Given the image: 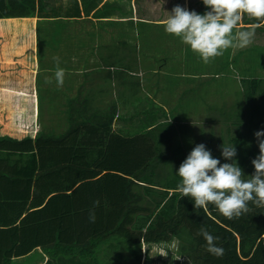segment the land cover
I'll list each match as a JSON object with an SVG mask.
<instances>
[{"label":"crops","instance_id":"0c3cea01","mask_svg":"<svg viewBox=\"0 0 264 264\" xmlns=\"http://www.w3.org/2000/svg\"><path fill=\"white\" fill-rule=\"evenodd\" d=\"M176 5L198 14L209 10L202 0H35L32 16L0 17V230L13 232L11 228L16 227V234L26 230L28 237L39 236L22 219L43 206L40 200L47 191H55L57 184L67 185L65 177L71 171L60 170L61 163L57 162L61 157L73 158L75 146L87 147L89 158H96L95 153L103 149V156L118 159L127 151L125 148L135 154V143L139 148L149 146L150 153H147L155 157L158 155L155 144L159 146L163 142L166 157L178 158L175 155L178 145L171 144V136L180 132L166 126L158 134L156 129L169 123L170 101L180 97L181 105L187 103L188 85L189 94L197 95L209 92L215 82L207 84L206 78H229L228 81L234 82L232 88L242 92L247 88L257 99L263 98L264 20L244 15L238 28L246 30L258 25L253 42L245 48H229L205 64L189 46L164 30L162 21ZM53 56L60 57V67L65 70L62 87L55 80ZM241 78L261 81L247 82L246 86ZM49 79L51 83L47 82ZM121 89L125 91L124 96H119ZM41 90L47 94L68 95L67 103L64 97L60 102L72 106L70 113H66L68 108L64 112L60 106L56 109L59 115L51 116L47 112L43 115L51 123L43 122ZM231 90L223 93L231 95ZM91 97L95 102L104 99L101 106L104 110L94 120L92 114L88 116L92 112L88 104ZM43 100L48 101L47 95ZM189 124L203 125L204 117ZM133 137L137 139L124 144V139ZM236 138L235 141H240ZM194 139L198 138L188 134L185 141L182 137L172 140L185 150ZM218 139L213 136L214 147L210 149L214 158L223 164L222 149L214 145ZM41 140L46 142L39 148L36 142ZM228 141L226 138L223 143ZM234 146L236 157L243 156L238 145L234 143ZM179 154L183 155L181 150ZM33 160L35 172L31 171ZM252 160L240 167L246 171L245 178L255 172ZM249 209L239 218L231 219H236L234 222L242 225L241 229L231 226V220L215 205L205 210L214 221L233 231L237 254L246 261L254 246L250 250V247L240 249L241 238L257 236L255 244L263 238L264 246V232L257 234L256 228L250 230L255 209L264 211V208L249 202ZM255 224L263 225L260 221ZM33 250L38 251L39 246ZM33 250L14 259L18 264H25L24 260L34 254ZM45 254L38 255L39 262ZM180 257L187 258L185 264H193L187 256L180 254ZM64 258L67 264H94L76 255ZM246 261L241 264H264V252L253 263Z\"/></svg>","mask_w":264,"mask_h":264},{"label":"trees","instance_id":"16d2710c","mask_svg":"<svg viewBox=\"0 0 264 264\" xmlns=\"http://www.w3.org/2000/svg\"><path fill=\"white\" fill-rule=\"evenodd\" d=\"M34 11L35 0H0V17L32 16ZM241 80L246 86L247 82L261 81L245 78ZM231 88L232 86L223 88L220 93L225 90L229 92ZM244 90L245 92H242L234 87L231 94H242L244 98L250 100L257 99V95L246 91L247 88ZM210 120L218 126L212 132V136L219 138L214 145L221 149L226 138L229 140L237 137L236 139L240 141L230 140L238 145V151L241 150L243 156L235 159L239 161L240 167L247 164L250 159L247 161L244 159L247 146L242 139L243 133L246 132L242 129L245 120L231 122L229 119H224L233 126L232 130L226 126L227 124L220 122L221 118L211 117ZM261 122L264 126V117ZM257 131H264V128L257 126ZM136 139L137 137L124 139V144H127L126 141ZM42 142L46 141L36 142L39 148H42L40 147ZM134 145L135 154L125 148L127 151H123V157L118 159L103 156V149L95 153L96 158L94 156L89 158L86 155L87 147L83 146H75L73 158L58 159L57 163H61L60 170L68 168L67 171L69 173L71 171L65 177L67 185L55 184V191H47L40 200L41 203L39 201L40 204L44 203L43 206L29 212L22 219L23 223L28 224L39 236L28 237L26 230L16 234L14 231L16 227L11 228L13 232L7 229L0 230V264H18L14 258L25 256L38 246L51 257L69 258L76 255L86 262L91 259L94 264H113V250H118L123 255L122 260L126 252L121 251V248L127 249L128 252L139 248L142 241L158 243L172 239H177L179 253L187 256L193 264H213L214 261H219V264H241L246 261L240 259L237 254V238L232 230L214 221L206 213V209H195L191 197L181 198L175 191L181 180L176 174L179 166L175 167L177 176L175 181L165 182L168 176L165 169L173 159L166 156L164 158L161 147L159 146V150L156 144L158 155L155 157H150L148 154L149 146L142 145L139 148L136 143ZM210 145L209 147L212 148L213 144ZM137 150L142 154L139 155ZM32 163L31 171L35 172V160ZM31 177L32 173L29 174V182ZM95 200H99L100 205L95 210V222H90L88 213ZM211 208L212 204H209L207 209ZM255 211L249 229L252 231L256 228L257 234H261L264 232V211L261 209ZM33 218L38 221H34ZM234 221L237 220L230 221L231 226L241 229L242 225L235 224ZM256 221H260L263 225L257 227ZM202 225L210 234L220 238L217 243L225 250L222 257L213 256L206 251V241L198 235ZM2 233L6 234L2 235ZM257 238L255 236L240 239V249L250 247V250L254 246L252 255L246 262L253 263L260 252H264L263 238L255 244ZM248 243L251 245L248 246Z\"/></svg>","mask_w":264,"mask_h":264},{"label":"clouds","instance_id":"9594fccd","mask_svg":"<svg viewBox=\"0 0 264 264\" xmlns=\"http://www.w3.org/2000/svg\"><path fill=\"white\" fill-rule=\"evenodd\" d=\"M208 11L198 14L195 10L176 5L162 21L166 33L179 38L197 54L203 63L208 64L222 56L229 48H245L253 42L254 25L249 29L238 28L244 15L256 20H264V0H202ZM58 86H63L65 70L60 67V57H52ZM47 82L51 83L49 79ZM259 155L252 160L255 172L251 176L243 173L235 157L234 144L221 145V155L230 163L221 164L211 151L201 143L197 144L181 163L178 172L180 183L175 191L182 197H191L195 209H207L209 204L227 219L239 218L249 212V202L264 208V131L255 132ZM99 200L93 201L89 209V221L95 222V210ZM206 241V251L222 257L224 248L218 245L219 237L209 233L203 225L199 229ZM177 239H172V241ZM178 253V248H177Z\"/></svg>","mask_w":264,"mask_h":264},{"label":"rangeland","instance_id":"374dc122","mask_svg":"<svg viewBox=\"0 0 264 264\" xmlns=\"http://www.w3.org/2000/svg\"><path fill=\"white\" fill-rule=\"evenodd\" d=\"M149 32V30H148ZM104 61L106 60V55L103 56ZM229 78H213V79H205V83L212 85L209 88V92H205L202 94L197 95H191L189 94V89L191 88L190 85L187 86V103L181 105L180 97L177 99V101L173 100L170 101V121L168 124H165L163 126L157 127L156 130H158V134L160 132L164 131L166 129V126H169L168 128H172L173 130H178L180 132V135L173 134L171 136V144H177V153L175 155L178 156V158L171 157L173 159V162L167 166V169L165 173L168 174V176L165 179V182L167 181H175V178H177L175 174L176 166L180 167L181 163L187 158V156L190 154V152L193 150V148L197 144L203 143L208 150L212 152V149H210L209 146L210 143L213 144V136L212 132L218 128V126H215L213 124V120H210V118H221L222 121H220L222 124H227L226 126L230 127V129H233V126L231 124H228L224 119H229L231 122H236L237 120H245L244 125L242 126V129L245 133L242 135L243 142L247 146V152L245 153L244 159L247 161L249 159H254L259 155V147L258 143L255 137V132L257 126H263V123L261 120L264 117V98L258 97L256 100H250L249 98L241 95H234V94H224V93H217V91L221 87L226 86H232L234 85L233 81H228ZM41 88V87H40ZM41 92V107H42V117L43 122L51 123L50 119L45 118L43 115L45 112H47V115L53 116L54 114H58L56 112V109L60 106H63L62 110L64 111V108H68L66 113H70V107L71 105L67 106L66 103L69 101L68 95H60V94H47L44 93V91ZM47 95L48 101L45 102L43 100V97ZM125 91L124 89H121L119 92V96H124ZM91 96V95H90ZM64 97V102L61 103L60 98ZM229 97V101H228ZM59 99V100H58ZM225 99V100H224ZM104 100V99H103ZM99 100L97 102L94 101L93 97H91V102L88 101V104L91 105L92 112L88 114L90 116L93 115V120L99 118L100 111H103L104 109L101 108L102 101ZM243 106V107H242ZM242 107V108H241ZM47 110V111H46ZM99 112L98 114L96 113ZM65 112V111H64ZM104 113V112H103ZM202 114V116H201ZM68 115V114H67ZM232 116V119L230 120ZM201 117H204V124L203 125H196V124H189L192 122V120L197 121L201 120ZM68 118V117H67ZM65 122H67V119ZM187 120L190 122L187 124ZM87 121V118H86ZM46 123H44L46 125ZM231 125V126H229ZM61 132V131H58ZM192 134L196 136L198 139L193 140L189 142V146L186 147L185 150L180 149L179 143L177 142L178 138L182 137V141H185L184 138H186V135ZM253 136V137H252ZM252 137V139H251ZM172 139H175L177 141H174ZM234 139V138H230ZM228 141L226 144H234L233 140ZM251 139V140H250ZM235 140V139H234ZM205 141H208L210 143L206 144ZM196 142V143H195ZM163 142L159 145L163 151ZM158 146L159 150L160 147ZM253 149V152L251 150ZM179 150L182 151V154H179ZM189 150V151H188ZM163 157L168 155L167 152H163ZM213 156V155H212ZM214 157V156H213ZM178 161V162H174ZM239 162V161H238ZM240 164V163H238ZM245 169L243 170V173H245ZM165 175V174H164ZM178 241H164V242H158V243H146L144 241L141 242V245L139 248L133 249L132 251H128L127 249L121 248L120 250L123 252H126V256L121 260V257L123 255L118 252V250L112 251V259L114 261L113 264H181L182 261H184L183 264L188 263L187 258L180 257V254L177 253L178 248ZM34 254H32L29 258H26L24 261L25 264H54V263H62L67 264L68 261L62 257L59 256L57 258L49 257L45 253L41 251V248L39 247V250H33ZM36 251V252H35ZM45 254L43 258L38 261V255ZM165 254V255H164ZM25 257H23L24 259ZM22 258H19L18 260L23 261ZM121 260V261H120ZM189 261V260H188ZM90 263H93L94 261L89 259ZM190 262V261H189Z\"/></svg>","mask_w":264,"mask_h":264},{"label":"bare ground","instance_id":"6f19581e","mask_svg":"<svg viewBox=\"0 0 264 264\" xmlns=\"http://www.w3.org/2000/svg\"><path fill=\"white\" fill-rule=\"evenodd\" d=\"M213 64V63H212Z\"/></svg>","mask_w":264,"mask_h":264}]
</instances>
